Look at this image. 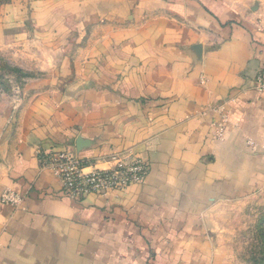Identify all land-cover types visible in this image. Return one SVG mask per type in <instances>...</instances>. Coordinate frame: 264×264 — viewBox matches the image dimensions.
<instances>
[{
	"label": "crops",
	"instance_id": "obj_1",
	"mask_svg": "<svg viewBox=\"0 0 264 264\" xmlns=\"http://www.w3.org/2000/svg\"><path fill=\"white\" fill-rule=\"evenodd\" d=\"M57 1L40 77L0 102V264H223L264 195V0ZM63 152L150 171L77 203L42 164Z\"/></svg>",
	"mask_w": 264,
	"mask_h": 264
},
{
	"label": "rangeland",
	"instance_id": "obj_2",
	"mask_svg": "<svg viewBox=\"0 0 264 264\" xmlns=\"http://www.w3.org/2000/svg\"><path fill=\"white\" fill-rule=\"evenodd\" d=\"M55 4L57 0H0V102L18 97L24 85L40 77L20 65L28 61L26 53H33L34 59H29L33 63L38 62L36 55H43L41 42L50 33H45L43 25L56 14L50 10ZM35 20L43 25L36 26ZM25 44L30 49H25ZM245 216L227 237L223 264H264V195Z\"/></svg>",
	"mask_w": 264,
	"mask_h": 264
},
{
	"label": "built area",
	"instance_id": "obj_3",
	"mask_svg": "<svg viewBox=\"0 0 264 264\" xmlns=\"http://www.w3.org/2000/svg\"><path fill=\"white\" fill-rule=\"evenodd\" d=\"M255 91L264 95V71L257 74L254 83ZM227 116L224 122L215 125L214 137L223 140L226 134ZM264 139V136H263ZM248 145H253L251 140ZM112 166L108 169L92 168L74 154L63 152L42 159L43 166L53 169L61 182L64 195L80 202L90 195L108 196L112 192H123L131 185L141 182L149 173L150 165L145 159L135 157H113ZM23 198L8 190L2 195V202L19 206Z\"/></svg>",
	"mask_w": 264,
	"mask_h": 264
},
{
	"label": "trees",
	"instance_id": "obj_4",
	"mask_svg": "<svg viewBox=\"0 0 264 264\" xmlns=\"http://www.w3.org/2000/svg\"><path fill=\"white\" fill-rule=\"evenodd\" d=\"M255 264H260V263H255Z\"/></svg>",
	"mask_w": 264,
	"mask_h": 264
}]
</instances>
